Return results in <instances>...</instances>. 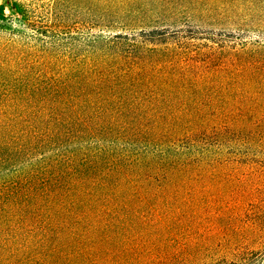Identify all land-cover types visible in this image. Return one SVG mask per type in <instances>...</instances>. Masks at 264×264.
<instances>
[{
    "label": "trees",
    "instance_id": "1",
    "mask_svg": "<svg viewBox=\"0 0 264 264\" xmlns=\"http://www.w3.org/2000/svg\"><path fill=\"white\" fill-rule=\"evenodd\" d=\"M213 1L5 0L23 30L0 19V264H125L208 220L209 170L264 99V42L154 23Z\"/></svg>",
    "mask_w": 264,
    "mask_h": 264
},
{
    "label": "rangeland",
    "instance_id": "2",
    "mask_svg": "<svg viewBox=\"0 0 264 264\" xmlns=\"http://www.w3.org/2000/svg\"><path fill=\"white\" fill-rule=\"evenodd\" d=\"M0 3V19L5 18L10 29L23 30L11 5L5 0ZM208 3L207 8L201 5L193 10L179 7L162 11L155 16L154 25L190 26L231 44L234 40L250 44L255 40L264 42L262 6L257 12L247 14L239 7L236 10L230 0H223L222 4L219 0ZM111 30L114 28H92L99 35ZM237 114L242 139L230 140L220 149L223 160L211 166L204 181L203 187L211 201L206 209L208 220L199 224L185 220L176 226L184 234L171 245L162 243L158 253H143L125 264H202L221 256L230 257L244 247H264V99L247 98Z\"/></svg>",
    "mask_w": 264,
    "mask_h": 264
}]
</instances>
